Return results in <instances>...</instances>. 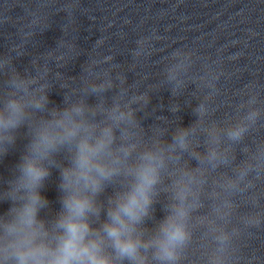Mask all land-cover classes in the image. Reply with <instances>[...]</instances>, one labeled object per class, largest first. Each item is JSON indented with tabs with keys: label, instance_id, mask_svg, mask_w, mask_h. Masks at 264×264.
I'll return each instance as SVG.
<instances>
[{
	"label": "clouds",
	"instance_id": "9594fccd",
	"mask_svg": "<svg viewBox=\"0 0 264 264\" xmlns=\"http://www.w3.org/2000/svg\"><path fill=\"white\" fill-rule=\"evenodd\" d=\"M46 101L47 97H42L41 101L36 103V107H40L41 102ZM80 111V108H73L55 122V125L62 129V134L54 132L51 125L40 128L31 143V155L22 157V163L19 165L21 172L19 187L28 190V202L16 210L17 217L14 222L4 224L5 239L13 237L0 249L5 259L14 256L17 264H111L100 254L101 241L88 239L91 230L86 217L88 213H95L97 210L89 197L75 190L82 185L83 188L95 193L100 187L97 177L110 175L108 169L97 162V157L111 143L112 132L109 128L103 130L102 137L94 144L89 142V137H84L78 145L75 168H66L62 171L63 187L69 194L63 199L66 215L61 217L58 226L64 233L58 238L57 247L51 249L43 242L37 243L40 236L46 235L41 232L43 225L37 226L36 221L38 206L47 203L38 191L41 181L50 175V170L44 167L43 161L57 144L78 134L81 126L73 121L72 112ZM23 116L24 106L20 102L11 101L7 104L4 112H0V140L14 143V137L7 133L20 126ZM240 133L241 130L237 129L231 132L230 136L235 139ZM180 143L183 144L182 137ZM4 154H7V149L4 150ZM146 159L149 163L139 170L138 184L132 193L118 202L115 209L109 210L111 223L103 225V230L111 239L118 255L133 260L140 259L137 255L140 242L131 238L128 224L139 220L144 214V209L149 203L148 191L155 182L153 158L148 156ZM184 215L182 209L177 210L178 217L182 218ZM161 231L163 238L155 241L157 257L161 260H174L175 248L186 239L184 226L176 220H169L162 225ZM140 264H143L142 259Z\"/></svg>",
	"mask_w": 264,
	"mask_h": 264
}]
</instances>
